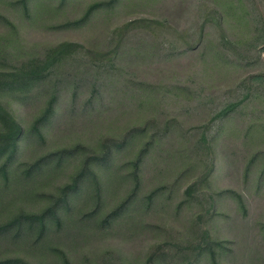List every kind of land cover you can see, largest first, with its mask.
I'll list each match as a JSON object with an SVG mask.
<instances>
[{
  "label": "rangeland",
  "instance_id": "rangeland-1",
  "mask_svg": "<svg viewBox=\"0 0 264 264\" xmlns=\"http://www.w3.org/2000/svg\"><path fill=\"white\" fill-rule=\"evenodd\" d=\"M17 1L0 0V16L6 18V20L0 18V38L17 33L15 39L12 38L17 41L16 47H6V53L15 56V59L18 56V49L27 56L62 42H77L88 49L104 51L108 36L115 29L142 19L156 22L153 24L154 33L143 25L132 29L125 37L124 50L135 53L136 49L143 52L146 47L175 49L184 45L178 40V35L191 28L198 19L197 12L191 11L197 0H121L113 9L95 12L89 22L82 26L63 28L62 25L66 22L80 18L89 5L104 0H71L52 15H44L38 20L36 14L39 0H32L30 5L32 19L21 6L15 4ZM255 1L264 13V0ZM47 3L57 9L61 0H47ZM186 13L189 15H185ZM224 26L227 27V35L230 38L240 37L239 30L232 29L231 24L225 23ZM156 27L162 30H157ZM166 54L165 57H160L157 51L154 56L135 59V62L128 57L121 58L117 69L108 75L109 83L103 93L105 106L96 105L95 112L89 109L92 117L95 114L98 119L93 118V124L87 125L88 127L75 126L72 122L79 118L77 116L81 107L87 103L91 90L88 88L86 92L77 94V111L73 115L69 113V109L75 93L73 90L62 92L57 109L60 118L55 123L60 122L59 128L54 130L52 126L50 129H44L46 141L43 143L35 135H29L27 131L44 107L47 97L36 95L35 99L13 103L11 109L25 129V136L20 141L19 156L12 167L15 168L20 163L34 162L51 150L80 142L93 147L98 144L100 137L119 138L127 127L138 124L139 118L143 117L142 108L147 106L153 108L154 101L157 100L159 103L158 107L155 105L157 111L144 116L158 118L162 126L167 120L175 125L176 130L172 138L166 140L167 143L164 145L171 151L172 156L174 155L175 161L171 162L170 153H167L170 158L168 161L170 166L167 167L163 163L164 160H159L156 154L150 156L143 165L142 188L139 196L144 199L156 188L172 185L180 176L179 168L198 157L194 150V144L199 142L201 136V130L198 129L210 123V113L202 106L204 99L213 95L216 97L223 95L229 85L241 78L242 72H234L231 77L230 73L215 75V79L212 78L215 82L213 85L210 82H201V78H197L201 77L202 72L193 66L192 54L176 56L168 52ZM196 72L198 74H195ZM198 82L201 87L203 86L204 91L197 90ZM121 83L127 84L136 94L138 93V97L126 93L124 88L121 92H115V87L121 86ZM153 87L163 91L162 95L165 98L162 102L159 100L161 94L152 95L148 99L147 94H143L144 99L139 98L146 88ZM184 88H190L193 94H196L195 91L198 94L187 99ZM141 101H145L143 106ZM97 110H100L101 114L97 115ZM180 133H183L186 139L183 140ZM169 144L170 146L167 147ZM137 149L138 147L134 148L135 151L129 152L130 155L127 154V150L122 156H118L115 165L122 167L127 164L135 157ZM214 151L215 166L210 181L211 191L215 196L216 216L208 223V229L212 239L223 243L224 255L221 258L224 264H251L250 259L259 257L258 247L263 244L264 235L262 230L264 227V100L247 102L237 113H233L230 118L221 122ZM79 162L70 160L64 163L58 169L60 173L53 178L50 185L39 186L37 180V185L30 187L29 193H33L32 198L25 201L17 200L11 209L8 208L4 214H0V224L8 221L21 210L41 212L47 206L51 195L57 194L58 188L69 181ZM126 169H123L122 174L113 173L106 177L101 174L104 181V207L99 212V218H103L129 193L132 182L128 183L124 180L123 176L128 173ZM199 174L198 171L188 172L179 180L173 194L169 196L167 192L158 196L156 206L149 211L146 210L147 203L141 209L131 210L128 213V217L132 218L130 222L119 220L111 227L101 228L100 223L92 226L89 219L78 221L94 206L92 191H87L84 194L87 200L82 201L80 208L83 209L80 215L76 213L77 217L74 221L83 227L88 226L89 230L84 229L86 234L81 233L73 246L63 244L61 237L65 235L67 240L73 238L75 229L68 228L69 223H67L60 231L54 223L40 245L34 246L27 241H20V236L13 240H1L0 260L18 258L30 264H65L61 254L64 252L69 264H104L110 261L115 263L116 259L113 256L107 257V254L113 253V255H122L124 264H145L152 246L156 243L164 245L185 242L187 241L185 234L193 238L192 225L198 214L204 212L203 207L192 202L183 204L182 201L186 198L185 189L197 179ZM46 176L39 177L41 182ZM11 180L10 185L13 186V178ZM3 184V179H0V191ZM12 188L10 192L14 194L11 195L9 192L4 194V198L11 199L18 196L14 186ZM238 195L242 197L244 204ZM35 235L33 238H36Z\"/></svg>",
  "mask_w": 264,
  "mask_h": 264
},
{
  "label": "trees",
  "instance_id": "trees-1",
  "mask_svg": "<svg viewBox=\"0 0 264 264\" xmlns=\"http://www.w3.org/2000/svg\"><path fill=\"white\" fill-rule=\"evenodd\" d=\"M39 1L36 20L47 14L52 15L54 11L60 10L64 4L71 0H61L57 9L50 7L47 0ZM120 1L94 2L89 5L80 18L68 21L62 27L82 26L88 23L98 10L113 9ZM31 3L32 0H18L15 4L21 6L25 13L31 17ZM191 11L197 12L198 19L191 28L178 35V40L184 45L175 47V49L174 47H146L143 52L136 49L135 53L124 50L125 37L132 29L143 25L151 33H154L153 24L156 22L146 19L136 20L115 29L108 36L109 39L105 43L106 50H101L102 52L88 49L77 42H62L50 46L42 52H34L27 56L18 49V56L15 59V56L6 53V47H16L15 42L17 41L12 38L15 39L17 33L12 32V35L0 38V179L4 181L2 191H0V214H4L8 208L11 209L17 200L31 199L33 193H29L30 187L36 186L38 181L39 186L50 185L53 178H56L60 173L58 169L64 163L70 162V160L80 161L69 181L58 188L57 194L51 195L47 206L41 212L32 213L21 210L8 221L0 224V241L17 239L20 236V241H27L34 246L40 245V242L46 239L49 229L54 223L60 231L69 223L68 228L75 229V235L69 240L63 235L60 240L63 244L73 246L78 240V236L81 233L85 235L84 229L88 228V226L83 227L74 221L77 217L76 213L80 215V211L83 209V207L80 208L82 201L87 200L84 198L87 191H92L94 206L78 221L89 219L92 226L100 223L101 228L102 226L111 227L119 220L130 222L132 218L128 217V213L133 209H141L145 203H147L146 210L149 211L156 206L155 202L158 196L160 197L163 193L167 194V192L170 196L185 174L190 171H198L200 172L199 176L187 186L184 191L186 198L182 201L183 204L192 202L203 207L204 212L198 214L192 225L193 238L185 234L187 237L185 242L165 243L164 245L156 243L152 246L145 264H224L221 258L224 255L222 252L224 251L223 243L212 239L210 229H208V223L216 216L215 196L212 194L210 181L215 166L214 144L223 120L230 118L233 113H237L243 105L251 100H264V13L261 12L255 0H197ZM0 18L6 20L2 16ZM225 23L231 24L232 29H238L240 37L230 38L227 35L228 29L224 26ZM156 29L162 30L159 27ZM157 51L160 57H165L166 52L172 56L192 54L193 66L202 72L201 77L197 78H201V82H210L213 85L215 82L212 78L215 75L230 73L231 77L234 72H242L241 78L229 85L223 95L217 97L213 95L204 99L202 106L210 113V123L198 129L201 130V136L199 142L194 144V150L198 157L189 164L184 163L179 168L180 176L172 185L158 187L144 199L139 196L142 188L143 165L150 156L156 154L159 160H164L163 163L167 167L170 166L169 156H171V162L175 161L171 151L164 147L169 138H172L176 130L175 125L167 120L162 126L159 124L158 118L144 116V114L157 111L155 109V105L159 106L157 100L154 101L153 108L149 106L142 108V119L140 117L137 121L138 124L127 127L119 138L100 137L98 144L93 147L80 142L51 150L34 162L20 163L15 168L12 167L19 156L20 141L25 136V129L11 109L13 103L35 99L36 95L47 97L44 107L27 131L29 135H35L43 143L46 141L44 129H50L52 126L54 130L59 128L60 122L55 123L60 118L57 115V109L62 92L73 90L75 93L72 106L69 109V113L73 115L77 111V94L84 93L89 88L91 92L88 101L81 107L80 114L77 116L79 118L72 122L75 126L88 127L93 124V118L98 119L95 114L92 117L91 113L95 112L96 105L105 106L103 93L109 83L108 75L117 69L119 60L128 57L135 62L140 58L152 57ZM197 85V90L204 91L200 82ZM123 88L126 93L138 97L139 94H136L127 84L121 83V86L115 87L114 90L121 92ZM183 91L188 97L187 99L198 94L197 91H195L196 94H193L190 88H184ZM162 92L158 87L146 88L139 98L144 99L143 94H147V99L152 95L161 94L159 100L162 102L165 98ZM144 104L145 101H141V106ZM96 113L97 115L101 114V111L97 110ZM180 136L183 140L186 139L183 133H180ZM28 140H30L29 137ZM169 146L170 144L167 145V147ZM136 147L138 149L132 160L122 167L115 165L114 162L118 156H122L127 150V154L130 155L129 152H133ZM124 168H128L126 169L128 173L126 172L123 177L128 183L132 182L131 189L125 199L103 218H99V212L104 207V181H102L101 174L105 177L113 173L114 175L122 174ZM40 174L47 175L42 180L43 182L39 178ZM12 178L18 196L11 199L4 198V194L13 189V186L10 185ZM3 191L5 192L2 193ZM238 197L244 204L242 197L239 195ZM135 226L137 225L135 224ZM34 235L36 238H33ZM259 247V257L250 259L251 264H264V235L263 244ZM61 254L64 263L69 264L66 254L64 252ZM110 256L116 259L115 263L110 261L104 264L125 263L122 255L107 254V257ZM0 264L30 263L24 259L15 258L0 260Z\"/></svg>",
  "mask_w": 264,
  "mask_h": 264
}]
</instances>
